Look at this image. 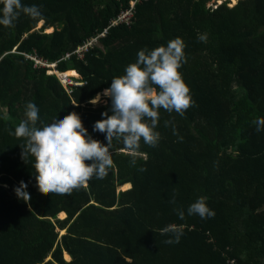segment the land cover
Masks as SVG:
<instances>
[{
  "label": "trees",
  "instance_id": "obj_1",
  "mask_svg": "<svg viewBox=\"0 0 264 264\" xmlns=\"http://www.w3.org/2000/svg\"><path fill=\"white\" fill-rule=\"evenodd\" d=\"M131 1L21 0L41 15L21 13L14 26L0 25V264H264V128L253 123L264 117V0H148L137 3L132 24L113 26ZM98 37L81 59L76 50ZM177 37L186 45L179 71L193 106L184 116L160 109L159 143L141 140L135 166L114 139L107 177L71 195L41 194L35 158L25 162V140L10 135L26 119L27 103L39 109L37 127L76 112L106 145L94 125L112 115L111 99L90 101L140 50ZM26 55L80 75L73 79L83 84L67 89L48 73L53 68ZM21 181L27 202L15 191ZM200 197L213 217L187 214ZM170 224L183 226L178 243L161 234Z\"/></svg>",
  "mask_w": 264,
  "mask_h": 264
},
{
  "label": "clouds",
  "instance_id": "obj_2",
  "mask_svg": "<svg viewBox=\"0 0 264 264\" xmlns=\"http://www.w3.org/2000/svg\"><path fill=\"white\" fill-rule=\"evenodd\" d=\"M0 4L3 5L0 9V25L5 27L14 26V21L21 13L32 18L41 15L36 5L25 6L21 0H0ZM198 40L206 42L207 37L198 34ZM185 47L184 41L177 37L166 46L140 50L136 62L126 67L125 74L112 80L110 88L103 93L111 99L112 115L104 112L102 115L106 119L97 121L94 125V131L106 133V145L88 134L76 112L63 119H55L42 128L37 127L39 109L34 103H27L26 119L10 135L25 140L21 145L22 159L25 162L29 155L35 158L33 167L41 194L71 195L74 190L87 189L93 178L99 180L107 177L114 163L110 151L114 139L123 142L121 151L133 157L130 161L133 166L136 165L135 157L141 140L150 147L158 145L160 133L155 129L160 120V109L184 116L186 110L194 104L190 88L179 71L187 63ZM26 56L30 58V55ZM31 57L40 59L38 56ZM99 100L98 95L90 102L95 105ZM253 123L257 125V131H260L264 128V117ZM169 124L171 121H165L166 127ZM173 134H178L175 129ZM88 161L91 163H86ZM26 189L27 184L21 181L20 187L15 191L20 199L27 202L31 197ZM171 203H175L174 198ZM187 214L198 215L202 219L215 215L204 197L192 203ZM177 215L181 220L185 218L182 209H177ZM169 233L174 235V240L169 239L165 243H178L183 234V226L170 224L161 229L162 235Z\"/></svg>",
  "mask_w": 264,
  "mask_h": 264
},
{
  "label": "built area",
  "instance_id": "obj_3",
  "mask_svg": "<svg viewBox=\"0 0 264 264\" xmlns=\"http://www.w3.org/2000/svg\"><path fill=\"white\" fill-rule=\"evenodd\" d=\"M148 0H132L130 2V5L123 9V11L120 13V15L116 18V20H114V22L112 23L113 26H117L120 24H132L134 17H135V13H136V5L137 3H141V2H145ZM219 3H214L213 5L217 6ZM107 32V31H106ZM106 33L102 34L100 37L105 36ZM93 38L91 39L88 43H86L84 46L79 47L78 50H76V53L78 54V56L81 59H84V52L87 51V49L94 45L97 44L99 42V38ZM70 53L66 55V58L70 57ZM32 60H34L36 62L37 66H46L48 68H53V70H49L48 73L49 74H58L60 81L63 83V85L69 89V87L73 86V85H82L83 83L80 82H76L73 77L71 76H67L66 73L60 72L58 70L55 69L56 64H47L45 61H43L42 59H38L36 57H31L29 56Z\"/></svg>",
  "mask_w": 264,
  "mask_h": 264
},
{
  "label": "rangeland",
  "instance_id": "obj_4",
  "mask_svg": "<svg viewBox=\"0 0 264 264\" xmlns=\"http://www.w3.org/2000/svg\"><path fill=\"white\" fill-rule=\"evenodd\" d=\"M223 1H225V0H222V1H221V0H209L208 4H209V5H212V4H214V3H222ZM228 1H229V3H231V4L234 3L233 0H228ZM235 5H236V4H235ZM43 25H44V21H42L41 26H40V23H39L38 26H37L33 31H35V30H40V28H42ZM53 30H54V29H53ZM79 76H80V75H79ZM106 98H107V96H104L103 94L100 95V100H99V102H98L96 105L104 103V102L106 101ZM121 190H125V189H121ZM61 219H62V218H61ZM64 232H65V231H63L62 234H63Z\"/></svg>",
  "mask_w": 264,
  "mask_h": 264
},
{
  "label": "bare ground",
  "instance_id": "obj_5",
  "mask_svg": "<svg viewBox=\"0 0 264 264\" xmlns=\"http://www.w3.org/2000/svg\"><path fill=\"white\" fill-rule=\"evenodd\" d=\"M222 1V0H221ZM238 1L239 0H235V2L233 3L234 5L236 4V3H238ZM42 24V23H41ZM41 24H40V26H41ZM48 33H51V32H53V29H49L48 31H47ZM77 72V71H76ZM78 73V72H77ZM66 74H67V76H71V77H75V76H72V75H69L67 72H66ZM77 77V76H76ZM103 94V93H102ZM101 94V95H102ZM129 188H131V185H125L124 187H122V189H125V190H128ZM60 218H62V219H64L65 217H66V215L65 214H61L60 216H59ZM67 258H70V257H67Z\"/></svg>",
  "mask_w": 264,
  "mask_h": 264
},
{
  "label": "water",
  "instance_id": "obj_6",
  "mask_svg": "<svg viewBox=\"0 0 264 264\" xmlns=\"http://www.w3.org/2000/svg\"><path fill=\"white\" fill-rule=\"evenodd\" d=\"M238 2H239V1H238ZM236 4H237V3H236ZM231 5H234V4H231ZM64 233H65V232H64ZM64 233H63V234H64ZM50 259H51V258H50Z\"/></svg>",
  "mask_w": 264,
  "mask_h": 264
},
{
  "label": "snow or ice",
  "instance_id": "obj_7",
  "mask_svg": "<svg viewBox=\"0 0 264 264\" xmlns=\"http://www.w3.org/2000/svg\"><path fill=\"white\" fill-rule=\"evenodd\" d=\"M233 2H235V0H233Z\"/></svg>",
  "mask_w": 264,
  "mask_h": 264
}]
</instances>
